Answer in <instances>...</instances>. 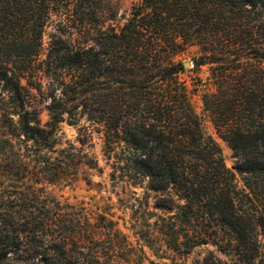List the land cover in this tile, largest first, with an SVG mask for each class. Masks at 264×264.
Segmentation results:
<instances>
[{
	"label": "trees",
	"instance_id": "obj_1",
	"mask_svg": "<svg viewBox=\"0 0 264 264\" xmlns=\"http://www.w3.org/2000/svg\"><path fill=\"white\" fill-rule=\"evenodd\" d=\"M104 1L0 0V264H160L146 249L186 264L154 251L159 236L180 257L202 246L223 257L204 264H261L264 0H142L109 29ZM190 46L194 68L208 67L213 132L192 103L202 84L191 89L176 60ZM64 123L78 127L79 146L61 140ZM95 135L111 180L159 194L164 215L147 224L145 245L109 214L48 191L101 169L84 148Z\"/></svg>",
	"mask_w": 264,
	"mask_h": 264
},
{
	"label": "rangeland",
	"instance_id": "obj_2",
	"mask_svg": "<svg viewBox=\"0 0 264 264\" xmlns=\"http://www.w3.org/2000/svg\"><path fill=\"white\" fill-rule=\"evenodd\" d=\"M142 0H105L103 4V28L109 29L111 27H119L130 16L133 7L139 4ZM50 31V30H49ZM199 55L197 47H188L177 61L183 64L188 63L189 67L185 68V72L181 74L182 80L186 81L191 89L194 85L202 84V87L192 97V103L195 111L205 121L206 128L213 132L208 118L204 115L202 94L209 87L207 78L208 67L204 66L199 70L195 69L194 60ZM0 94L2 88L0 87ZM0 95V96H1ZM4 96V95H2ZM45 96L39 95L38 101L41 102L40 108L43 110L41 115L42 124L48 121L47 111L44 101ZM81 126L86 125L85 121H81ZM61 140L63 143H74L79 146L77 138L79 135L78 127L69 126L64 123L61 125ZM223 152V157L227 168L234 170L235 160L233 152L229 146L221 139H217ZM87 152L94 156L100 166V170L84 167L79 172V177L69 186H49L48 191L53 196L57 197L62 202H70L79 207L85 208L90 214L107 213L119 224L120 230L128 237V241L135 248L138 246V239H142L148 233V225L153 224L157 216H163V212L156 209L159 194L151 192L145 186L133 187L129 183L122 181H113L109 177L111 170L106 161V153L104 151L103 142L100 136L95 135L91 141L86 142L84 147ZM236 183L239 187L243 186L242 177L236 174ZM155 234V232H152ZM143 240V239H142ZM144 241V240H143ZM140 241L142 245L146 242ZM155 252L157 254L176 257L177 262H184L186 264H204L205 260L210 258L212 254L222 257L217 250L212 246H202L195 248L187 257H180L177 253L168 251L162 245V239L159 237L152 239ZM264 245V244H263ZM132 247H129L128 252H132ZM264 252V246L262 248ZM148 255L152 260L160 264H172L169 259L159 260L155 258L149 249H146ZM223 258V257H222ZM261 264L264 263V257L261 259Z\"/></svg>",
	"mask_w": 264,
	"mask_h": 264
},
{
	"label": "water",
	"instance_id": "obj_3",
	"mask_svg": "<svg viewBox=\"0 0 264 264\" xmlns=\"http://www.w3.org/2000/svg\"><path fill=\"white\" fill-rule=\"evenodd\" d=\"M184 67L185 68L189 67V64L188 63L184 64Z\"/></svg>",
	"mask_w": 264,
	"mask_h": 264
}]
</instances>
